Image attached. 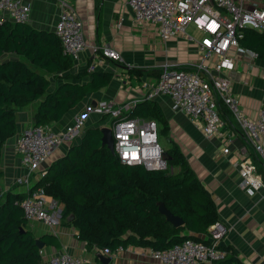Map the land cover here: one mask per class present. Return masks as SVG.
Returning a JSON list of instances; mask_svg holds the SVG:
<instances>
[{"label":"trees","instance_id":"obj_1","mask_svg":"<svg viewBox=\"0 0 264 264\" xmlns=\"http://www.w3.org/2000/svg\"><path fill=\"white\" fill-rule=\"evenodd\" d=\"M240 46L264 59V34L246 29ZM9 54L14 58L0 61V264H47L35 244L37 238L45 247L59 249L61 244L52 235L35 236L20 207L27 192L2 190L3 147L17 135L16 115L24 107L37 103L33 126L58 123L88 94L108 86L114 75L89 72L91 61L82 72L71 74L73 62L62 53L54 32L34 29L28 23H0V59ZM124 69L137 77L157 72ZM48 76L61 82L51 89ZM86 77L90 79L83 82ZM124 117L154 120L159 133L169 135L168 121L153 100L136 103ZM104 119L85 128L79 142L52 162L31 190L42 188L57 205H64L62 225L74 228V238L89 251L113 252L119 246L160 251L187 239L201 241L199 236L207 235L208 228L219 222L218 210L178 146L169 140L164 171L122 165L101 146ZM253 163L264 176L255 158ZM173 168L178 170L173 173ZM158 203L183 225L175 228L166 222L158 213ZM222 249L227 253L223 264H240L229 247Z\"/></svg>","mask_w":264,"mask_h":264},{"label":"built area","instance_id":"obj_2","mask_svg":"<svg viewBox=\"0 0 264 264\" xmlns=\"http://www.w3.org/2000/svg\"><path fill=\"white\" fill-rule=\"evenodd\" d=\"M61 6L64 11L58 17L54 34L62 53L76 62L87 48L82 22L67 2ZM127 6L135 26L151 27L162 43L181 38L196 45L200 54L199 63L188 65L190 69L168 62L162 64L156 83L149 86L147 98L169 99L173 112L189 118L207 137L221 135L225 125L220 115L222 105L264 166V102L255 120L247 118L231 91V80L223 75L232 71L242 57L258 58L241 47L240 40L246 29L264 34V7L250 0H127ZM30 11L23 0H0V23H28ZM189 26L201 34L199 39L186 34ZM90 51L96 63L90 65L89 72L106 61H121L120 54L108 46H93ZM127 107L117 108L111 101L101 99L85 105L60 129L30 126L17 135L16 150L23 174L14 184L24 187L28 194L20 203L28 223H40L46 228L54 225L58 205L42 188L31 190L34 175L41 177L40 168L50 154L80 137L83 129L96 119L105 118L100 127L111 130L115 156L122 165L142 167L147 172L167 169L165 150L159 143V126L154 120L121 116ZM222 153L228 154L229 148ZM237 167L241 188L248 196L264 190L262 178L249 157H242ZM227 232L226 226L217 222L208 228L206 243L187 239L164 250H151L150 255L158 264H223L227 253L220 247V241ZM115 251L122 252L124 248L119 246ZM101 253L109 255L111 251L103 249ZM45 262L86 264L84 258L65 252L54 253Z\"/></svg>","mask_w":264,"mask_h":264},{"label":"crops","instance_id":"obj_3","mask_svg":"<svg viewBox=\"0 0 264 264\" xmlns=\"http://www.w3.org/2000/svg\"><path fill=\"white\" fill-rule=\"evenodd\" d=\"M23 1L30 6L28 24L34 29L53 33L58 17L64 11L61 6L62 2H67L82 22L87 48L79 59L73 62L71 74L82 72L89 61L91 65L96 63V57L90 51L93 46H108L121 56L119 63L106 61L91 71L112 73L114 77L108 86L96 93L88 94L60 122L50 124L52 128H62L76 113L82 111L85 105L101 99L111 101L117 108L128 106L121 112V116H126L136 103L148 99L149 86L156 83L162 64L168 62L182 69H190L188 65L199 63L200 54L196 45L189 44L181 38L162 43L151 27L135 26L127 0ZM250 1L264 7V0ZM6 56L8 55L2 56L0 61L14 58L13 55L8 58H5ZM125 67L145 71L156 70L157 72H153L150 76L144 74L137 77L129 74L124 69ZM223 75L231 80V91L238 99L244 114L247 118L255 120L264 102V59L249 60L242 57L232 71L224 72ZM48 77L51 80V89L61 82L53 79V76ZM89 79L90 77H86L83 82ZM150 100L159 105L168 121L169 140L178 146L185 156L187 165L216 203L218 220L228 230L226 236L220 241V247H229L240 264H264V190L254 196H248L241 188L237 164L242 157H249L252 161L255 158L263 170L264 166L230 114L222 112L226 109L220 106V115L225 124L221 135L207 137L189 118L174 113L169 99ZM36 108L37 103H34L17 113V135L23 129L33 126ZM96 120L100 121V119ZM230 134L233 137H230ZM17 135L9 139L3 147L2 170L4 175L1 179V187L4 192L16 186L15 180L23 174L20 167V155L16 150ZM79 139L78 136L51 153L42 169H47L52 162L64 156L67 149L78 143ZM227 147L229 153L223 154V150ZM258 174L264 183V176L259 172ZM23 191L25 192V190L17 192ZM58 208V216L52 228L42 227L47 234L55 235L61 247L56 249L44 246L41 249L43 260L46 261L54 253L65 252L84 258L86 264H101L98 259L96 260V255L102 250L91 249L89 251L84 243L77 241L74 238L76 230L62 225L64 205L58 204ZM34 234L38 237L43 233L34 231ZM199 238L201 241L208 239L206 235H200ZM150 252L151 249L129 246L122 252L113 251L109 255H103L110 259L109 264H158L151 258Z\"/></svg>","mask_w":264,"mask_h":264},{"label":"water","instance_id":"obj_4","mask_svg":"<svg viewBox=\"0 0 264 264\" xmlns=\"http://www.w3.org/2000/svg\"><path fill=\"white\" fill-rule=\"evenodd\" d=\"M100 133H101V146L106 147L108 151L111 153V155L115 156L116 154H115L114 141L111 134V130L109 128H101ZM82 136L80 137V139L82 138ZM74 145L76 144H73V146ZM157 206H158V213L165 218L166 222H168L175 228L181 227L183 225V221L180 218L174 216L169 210H167L163 203H158ZM47 235H52L55 237L54 234H47ZM35 244L37 248L40 250L44 247V244L40 241L39 237L37 238ZM96 258L99 260L101 264L110 263V259L101 253H98L96 255Z\"/></svg>","mask_w":264,"mask_h":264},{"label":"rangeland","instance_id":"obj_5","mask_svg":"<svg viewBox=\"0 0 264 264\" xmlns=\"http://www.w3.org/2000/svg\"><path fill=\"white\" fill-rule=\"evenodd\" d=\"M186 34L191 35V36L195 37L196 39H199L201 37V34H199V32H197L192 26L187 27ZM10 56L11 55H8L5 58H8ZM93 119H96V118H93ZM169 135L166 136V135H163L162 133H159V143L163 149H165V148L167 149L169 147ZM177 170H178L177 168H173V169H171V172L175 173ZM40 171H44L42 169V167L40 168ZM34 178H37V175L36 176L34 175ZM34 181H36V180H34ZM12 189H14L15 192L20 191V190H25V188L21 187V186H14V187H12ZM42 226L43 225H41L40 223H33L32 224V230L35 232H41L43 234H47L45 232V229Z\"/></svg>","mask_w":264,"mask_h":264}]
</instances>
